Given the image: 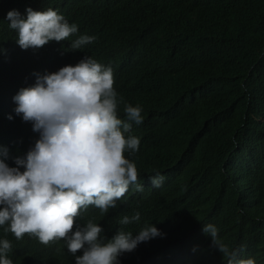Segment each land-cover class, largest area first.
<instances>
[{"label":"trees","instance_id":"trees-1","mask_svg":"<svg viewBox=\"0 0 264 264\" xmlns=\"http://www.w3.org/2000/svg\"><path fill=\"white\" fill-rule=\"evenodd\" d=\"M29 7L53 8L77 34L21 49L6 16ZM79 35L96 39L71 50ZM84 56L117 64L118 116L126 120L125 102L143 110L141 124L129 121L140 173L165 177L126 200L130 216L140 213L128 229L161 233L142 245L143 264H227L202 230L209 223L241 258L264 264V0H0L4 163L33 130L8 119V97Z\"/></svg>","mask_w":264,"mask_h":264},{"label":"clouds","instance_id":"clouds-1","mask_svg":"<svg viewBox=\"0 0 264 264\" xmlns=\"http://www.w3.org/2000/svg\"><path fill=\"white\" fill-rule=\"evenodd\" d=\"M25 11L6 16L21 49L78 32L51 7ZM95 39L79 35L69 48L80 50ZM119 80L114 61L84 56L8 97V118L30 121L33 130L15 162L0 159V264H143L142 245L161 233L152 224L128 229L140 213L130 216L126 200L158 189L165 177L156 170L140 173L133 155L140 140L129 121L141 124L143 110L125 102L126 120L118 116ZM202 230L227 264H256L225 244L215 225Z\"/></svg>","mask_w":264,"mask_h":264},{"label":"water","instance_id":"water-1","mask_svg":"<svg viewBox=\"0 0 264 264\" xmlns=\"http://www.w3.org/2000/svg\"><path fill=\"white\" fill-rule=\"evenodd\" d=\"M11 118H12V116L10 115L8 119H11Z\"/></svg>","mask_w":264,"mask_h":264}]
</instances>
